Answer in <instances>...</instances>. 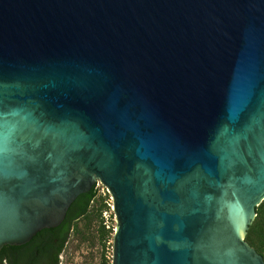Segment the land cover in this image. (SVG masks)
Masks as SVG:
<instances>
[{
	"label": "water",
	"instance_id": "1",
	"mask_svg": "<svg viewBox=\"0 0 264 264\" xmlns=\"http://www.w3.org/2000/svg\"><path fill=\"white\" fill-rule=\"evenodd\" d=\"M98 182L112 264H264V0H0V251Z\"/></svg>",
	"mask_w": 264,
	"mask_h": 264
},
{
	"label": "trees",
	"instance_id": "2",
	"mask_svg": "<svg viewBox=\"0 0 264 264\" xmlns=\"http://www.w3.org/2000/svg\"><path fill=\"white\" fill-rule=\"evenodd\" d=\"M98 183L87 193L81 194L71 205L65 220L55 228H48L40 231L34 238L20 246L6 245L3 252L8 255L12 264H44L55 256V264H61V254L65 252L72 234H75L82 241L89 236V228L93 220L99 221L100 241L105 249L107 241L113 237L114 229L105 224L104 211L109 209L105 202L106 196L101 194ZM101 197L103 203L96 206L95 203ZM61 237L56 243L54 236ZM246 240L264 257V200L257 206V217L250 225ZM100 264H112L106 254Z\"/></svg>",
	"mask_w": 264,
	"mask_h": 264
},
{
	"label": "rangeland",
	"instance_id": "3",
	"mask_svg": "<svg viewBox=\"0 0 264 264\" xmlns=\"http://www.w3.org/2000/svg\"><path fill=\"white\" fill-rule=\"evenodd\" d=\"M101 194L103 197L106 196L105 202L109 206L107 211H104L103 216L105 218V224L108 227L115 229L117 226V219L115 211L113 210V198L108 192L107 188L99 182ZM103 200L101 197L95 203L96 206H101ZM88 239L86 241L80 240L75 234L71 235L69 243L67 244L66 250L63 254L62 264H100L105 253L107 258L113 261V246H114V233L113 237L107 241V247L104 249L99 235V221L94 219L91 227L88 231Z\"/></svg>",
	"mask_w": 264,
	"mask_h": 264
},
{
	"label": "flooded vegetation",
	"instance_id": "4",
	"mask_svg": "<svg viewBox=\"0 0 264 264\" xmlns=\"http://www.w3.org/2000/svg\"><path fill=\"white\" fill-rule=\"evenodd\" d=\"M54 240L56 241V243H58V242L61 241V237H59L58 234H57V235L54 236ZM2 250L0 251V264H12V262H11L10 258L8 257V255H6V253L3 252ZM63 254H64V251L61 254V259H63ZM55 260L56 259H55V256H54V258L49 260L50 261L49 263L45 262L44 264H55ZM61 264H62V260H61Z\"/></svg>",
	"mask_w": 264,
	"mask_h": 264
},
{
	"label": "built area",
	"instance_id": "5",
	"mask_svg": "<svg viewBox=\"0 0 264 264\" xmlns=\"http://www.w3.org/2000/svg\"><path fill=\"white\" fill-rule=\"evenodd\" d=\"M98 185H99V182H98Z\"/></svg>",
	"mask_w": 264,
	"mask_h": 264
}]
</instances>
